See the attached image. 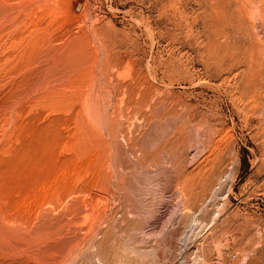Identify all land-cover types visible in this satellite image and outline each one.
<instances>
[{
    "label": "rangeland",
    "instance_id": "rangeland-1",
    "mask_svg": "<svg viewBox=\"0 0 264 264\" xmlns=\"http://www.w3.org/2000/svg\"><path fill=\"white\" fill-rule=\"evenodd\" d=\"M0 264H264V0H0Z\"/></svg>",
    "mask_w": 264,
    "mask_h": 264
}]
</instances>
